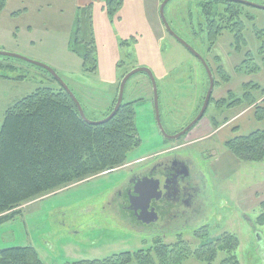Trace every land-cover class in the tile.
<instances>
[{
	"label": "rangeland",
	"instance_id": "374dc122",
	"mask_svg": "<svg viewBox=\"0 0 264 264\" xmlns=\"http://www.w3.org/2000/svg\"><path fill=\"white\" fill-rule=\"evenodd\" d=\"M151 1L123 0L113 18L97 5L90 26L77 0H7L0 15V52L19 55L52 68L81 102L91 121H101L113 111L126 75L135 69L148 68L157 81L162 124L167 134L174 136L200 114L210 80L203 64L161 26L162 21L159 24L152 19ZM243 1L264 6V0ZM206 2L171 0L165 15L173 31L208 62L217 80L220 79L216 75L217 65L213 54L208 55L209 43L204 31L203 6ZM214 5L217 10L226 7L222 2ZM241 9L247 46L236 51L233 34L229 31L219 37L216 43L219 55L226 58L235 78L230 84L216 85L213 99L225 97L229 90L241 97L243 81H252L264 89V56L259 55L264 46V10L248 6H241ZM248 15L253 20L248 19ZM78 21L82 27L80 40L90 42L93 39L95 42L96 72L86 70L82 59L72 51ZM248 54L260 70L244 76L238 74L237 67L251 59ZM0 64L4 66L0 75L11 78H0L1 130L6 111L18 101L40 88L58 90L60 85L50 73L27 61L0 57ZM248 65L254 68L252 62ZM18 78L21 80H16ZM255 96L259 98L261 93L255 92ZM134 101L141 144L129 154L128 161L112 172L67 185L22 205L19 214L0 226V250L32 247L45 264H74L102 261L114 255L151 248L158 235L132 229L117 220L109 210L104 211L106 199L131 168L159 156L178 154L193 156L201 167L206 198L205 215L193 225L182 226L177 230L179 234L194 244V231L205 226L209 227V236L213 238L231 233L240 242L235 252L240 264H264V226L255 224L264 201V190L261 191L264 164L233 158L228 165L225 159L229 150L219 138L203 144H193L195 137L190 139L202 129L207 135L208 123L212 124L222 115L214 101L210 102L200 123L179 141L165 139L158 128L153 86L146 74H137L127 82L124 103ZM245 107L230 112L225 110L223 114L231 117ZM220 121L221 125L225 122L221 118ZM212 127L218 133V128ZM253 128L243 126L241 132L249 134ZM217 162L227 164L223 171L217 170ZM175 232L171 230L161 236L165 242L174 243L178 234ZM226 258V254L219 252L214 264H222Z\"/></svg>",
	"mask_w": 264,
	"mask_h": 264
},
{
	"label": "trees",
	"instance_id": "16d2710c",
	"mask_svg": "<svg viewBox=\"0 0 264 264\" xmlns=\"http://www.w3.org/2000/svg\"><path fill=\"white\" fill-rule=\"evenodd\" d=\"M98 1L111 18L118 14L123 4V0ZM206 1L203 14L208 50H212L224 31H229L233 34L236 51H241L247 46L242 5L226 1ZM6 2L7 0H0V15ZM218 2L225 3V9H215L214 4ZM94 5L95 2L80 8L90 26ZM247 17L253 20V17ZM81 32V22L78 21L72 51L82 59L86 70L96 72L95 42L93 39L90 42L81 41ZM248 55L251 59L237 67L238 74L248 76L260 70L254 64L255 59L251 54ZM259 55H264V46H261ZM215 61L216 75L220 77L216 80V85L234 82L220 61ZM249 62H252L254 68H250ZM3 68L0 64V69ZM1 77L11 79L5 74H1ZM241 86V97L229 90L224 98L212 97L211 102L214 101L220 111L242 106L254 107L256 119L263 121L264 89L252 81H243ZM258 91L263 97L262 105H258L254 94ZM136 105V102L123 103L119 113L110 122L91 126L82 120L75 103L60 86L58 90L40 88L9 108L0 130V226L19 214L22 205L39 196L123 166L128 161L129 154L141 144L136 124ZM213 125L219 127L215 120ZM225 147L239 161L262 164L264 130L236 136ZM260 207L262 213L255 224L262 227L264 201ZM209 234L208 226L194 231V244L185 240L182 234H177L174 243H167L158 235L149 249L114 255L102 261H78L74 264H214L219 252L227 255L222 264H240L235 255L240 242L235 235L225 232L213 238ZM0 264L45 263L35 248L11 247L0 250Z\"/></svg>",
	"mask_w": 264,
	"mask_h": 264
},
{
	"label": "flooded vegetation",
	"instance_id": "af4514ba",
	"mask_svg": "<svg viewBox=\"0 0 264 264\" xmlns=\"http://www.w3.org/2000/svg\"><path fill=\"white\" fill-rule=\"evenodd\" d=\"M151 177L160 181L162 197L151 202L149 214L154 215L147 216L141 212L143 205L134 199L137 184ZM203 187V172L193 156L163 155L131 168L107 196L104 211L109 210L117 220L138 231L166 236L174 230L179 234L182 226L193 225L205 215ZM152 218L156 220L145 222Z\"/></svg>",
	"mask_w": 264,
	"mask_h": 264
},
{
	"label": "water",
	"instance_id": "95a60500",
	"mask_svg": "<svg viewBox=\"0 0 264 264\" xmlns=\"http://www.w3.org/2000/svg\"><path fill=\"white\" fill-rule=\"evenodd\" d=\"M170 1L171 0H164V2L161 4L160 9H159V15H160V18H161V21H162V24H163L165 30L179 44H181L186 50H188L194 57H196L203 64V66L208 71L209 80H210L209 91L206 95V98H205V101H204V104H203V107H202L200 114L196 117V119L189 126H187L184 130H182L180 133H178L174 136L168 135L167 132L165 131L163 124H162L160 107H159L158 85H157V81H156L154 73L148 68L135 69L134 71H132L131 73L126 75L120 84L117 102H116V105H115L113 111L111 112V114L101 121H91L86 116L84 108L82 107V104L80 103L78 98L74 95V93L70 90L68 85L60 78V76L52 68H50L46 65H43L41 63H38V62L30 61L24 57H21L19 55H15L12 53L0 52V57L13 58V59L27 61V62L35 65V66H38V67L44 69L48 73H50L52 75V77L59 83V85L62 87V89L70 96L72 101L75 103L82 120L91 126H101V125L107 124L113 118H115V116L119 113V111L121 110L122 105L124 103V94H125V88H126L127 82L133 76H135L137 74H140V73L146 74L149 76L151 83H152V86H153L154 105H155V113H156V120H157L158 128H159L161 134L165 137V139L170 140V141H179L182 137L186 136L192 129H194L195 126L198 125L200 123V121L204 118V116L208 110V107L210 105L212 96H213L214 88L216 85V80H215L212 69L210 68L208 62L204 59V57L196 49H194L190 44H188L184 39L179 37L171 28V26H170V24L166 18V15H165V8ZM216 1H226V2H231L234 4H239L242 6H248V7L259 9V10H264V6H259V5H256V4H253L250 2H246L243 0H216ZM135 196L136 197L134 200L138 201V203H141L143 205L141 208V210H142L141 212H143L144 215L153 216L154 212H151V214H149V208H150V204L153 200H159L162 197V191L160 188V181L154 177L145 178V179L141 180L137 184V187L135 190ZM155 220H156L155 218H152L150 220H146V221L144 220V221L146 223H151Z\"/></svg>",
	"mask_w": 264,
	"mask_h": 264
},
{
	"label": "crops",
	"instance_id": "0c3cea01",
	"mask_svg": "<svg viewBox=\"0 0 264 264\" xmlns=\"http://www.w3.org/2000/svg\"><path fill=\"white\" fill-rule=\"evenodd\" d=\"M93 2H95L94 9L97 5L102 6V4L98 0H77V6L80 9V8H84V7L88 6L89 4H91ZM161 3H162V0H152L150 3L151 13L153 14L152 16L154 17L152 19H154V21H156V22H159V24L161 23L160 15H159V9H160ZM161 26H163L162 23H161ZM207 51H208V49H207ZM211 54H213L214 61L215 60L220 61V63L225 67V69L227 70V72L231 76V78L234 79L235 77L231 74V71L229 69L228 64H226L227 63L226 58L223 57V55H221V56L219 55V49L216 47V45L212 48L211 51L208 52L209 56ZM221 97L224 98L223 96H221ZM257 99H258V105H262L263 97L260 96ZM235 110H237V109L234 108L232 110H228V112L235 111ZM224 111L225 110H223V111L219 110V112H221L222 115L220 117L214 119L219 124L221 123L220 118L224 119V121H225V122L223 121L224 124H222V125L220 124V127H218V130H217L218 133H215L213 131L214 130V128L212 127L213 123L212 124L208 123L209 124L208 132L209 133L206 135L203 132L205 129H202L201 131L197 132L196 135H194V136H192V138H190V139H193V137H195L193 144H195V143L196 144H203V143L209 142L211 139L216 137V138H219L221 141L220 143L225 146V144L230 139H232L236 136L244 135L241 132V129L243 126L245 129H247L249 126H254L255 128H253V130L250 133L257 131V130H264V120L258 121L256 119L254 107H249V108L245 107V108L239 110L237 114H235L231 117L227 116L226 113L223 114ZM246 120H247V122H246ZM245 135H248V134H245ZM190 141H192V140H190ZM227 156L228 157L225 159L226 163L228 165L232 164V160L235 157L230 153V151H229V154ZM235 160H236V158H235ZM227 164L222 162L219 165V162H217L215 164V166L218 165L217 170L223 171ZM262 164H264V163H262ZM262 190H264V187L261 188V191Z\"/></svg>",
	"mask_w": 264,
	"mask_h": 264
}]
</instances>
